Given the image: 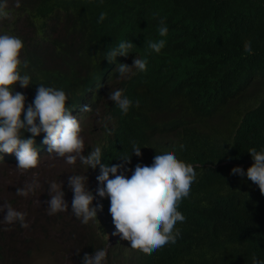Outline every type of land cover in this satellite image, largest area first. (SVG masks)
I'll return each instance as SVG.
<instances>
[{
    "label": "clouds",
    "instance_id": "clouds-1",
    "mask_svg": "<svg viewBox=\"0 0 264 264\" xmlns=\"http://www.w3.org/2000/svg\"><path fill=\"white\" fill-rule=\"evenodd\" d=\"M56 3L108 51L0 0V263L232 264L217 238L264 228L226 181L264 195V0Z\"/></svg>",
    "mask_w": 264,
    "mask_h": 264
},
{
    "label": "trees",
    "instance_id": "trees-1",
    "mask_svg": "<svg viewBox=\"0 0 264 264\" xmlns=\"http://www.w3.org/2000/svg\"><path fill=\"white\" fill-rule=\"evenodd\" d=\"M55 1L58 0H34V3L31 2V0H7V3L9 8L13 6L14 2L15 5H22L26 9L33 5L36 10L35 13H30L33 21L35 20V22H43L44 20H47L63 23L52 25L50 29L61 35L66 40L85 46H92L93 51L98 55L105 54L108 51L107 33L98 30L84 29L82 22L73 19L67 10L61 9L59 7L58 3H56L49 11L44 12L46 7ZM200 4H202V1H200ZM4 24L5 20H0V35H2V32L5 30L3 28ZM143 133L144 132L141 129L115 138V154L109 164H112L115 160L119 159L121 155H127V152L125 151V145L131 141L141 138ZM252 164L253 163L248 160V158L242 156L238 164L230 167V171L235 167H240L246 173L247 169L251 167ZM222 176L223 174L211 176V181L214 186L217 185L219 179H221ZM238 179L241 181H237ZM226 181L237 187L242 195L251 196L254 199V207L257 209V212L261 217V215L264 213V195L261 194L258 186L250 181L246 175L243 177L239 175H232L230 178H227ZM196 183L200 185L203 183V181L199 178ZM214 193L215 192L213 191L212 196ZM261 220L264 222V217H261ZM239 233V235L230 238V241L241 239L239 249H232L229 239L224 237L217 238L215 248H219L223 245L224 255L235 257V259L231 261L232 264H252V257L254 255L259 260H264V228L262 225L260 226V232L258 235L251 239L250 231L248 229L244 232L240 231Z\"/></svg>",
    "mask_w": 264,
    "mask_h": 264
},
{
    "label": "rangeland",
    "instance_id": "rangeland-1",
    "mask_svg": "<svg viewBox=\"0 0 264 264\" xmlns=\"http://www.w3.org/2000/svg\"><path fill=\"white\" fill-rule=\"evenodd\" d=\"M0 264H16V263H0ZM18 264H63V263H18Z\"/></svg>",
    "mask_w": 264,
    "mask_h": 264
}]
</instances>
